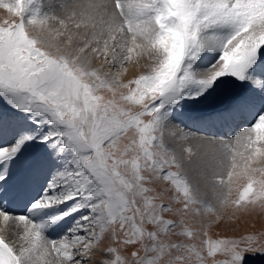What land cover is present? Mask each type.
<instances>
[{
	"label": "snow or ice",
	"instance_id": "1",
	"mask_svg": "<svg viewBox=\"0 0 264 264\" xmlns=\"http://www.w3.org/2000/svg\"><path fill=\"white\" fill-rule=\"evenodd\" d=\"M0 9V264H264V0Z\"/></svg>",
	"mask_w": 264,
	"mask_h": 264
},
{
	"label": "rangeland",
	"instance_id": "2",
	"mask_svg": "<svg viewBox=\"0 0 264 264\" xmlns=\"http://www.w3.org/2000/svg\"><path fill=\"white\" fill-rule=\"evenodd\" d=\"M0 11V22H2L7 17V13L3 9H0ZM192 130L195 131V128L193 127ZM195 181V177H193V182L196 183ZM203 190L202 192L211 198L212 189L206 187L205 191ZM229 216H231L230 211L224 214V218L218 224H213L209 228V232L214 238H238L245 234L259 235L264 233V211L257 209L249 213L237 214L231 219H229ZM209 219L214 218L210 217Z\"/></svg>",
	"mask_w": 264,
	"mask_h": 264
},
{
	"label": "bare ground",
	"instance_id": "3",
	"mask_svg": "<svg viewBox=\"0 0 264 264\" xmlns=\"http://www.w3.org/2000/svg\"><path fill=\"white\" fill-rule=\"evenodd\" d=\"M1 11H2V10H1ZM1 11H0V12H1ZM58 11H59V10H58ZM58 14H61V15H62L63 13H62V12H59ZM4 15H5V14H4ZM195 180H196L195 182H196L197 184H200V185H201V189H202V190L204 189L203 191H205V188H206V187H203V180H202L200 177H195ZM210 189H211V188H210ZM206 191H207V190H206ZM241 232H242V231H241ZM221 234H222V233H221Z\"/></svg>",
	"mask_w": 264,
	"mask_h": 264
}]
</instances>
